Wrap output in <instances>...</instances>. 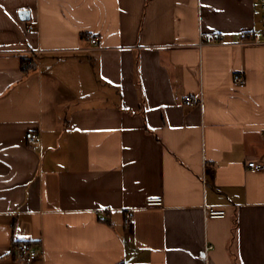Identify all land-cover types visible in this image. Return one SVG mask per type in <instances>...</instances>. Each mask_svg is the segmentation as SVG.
Returning a JSON list of instances; mask_svg holds the SVG:
<instances>
[{
	"label": "crops",
	"instance_id": "1",
	"mask_svg": "<svg viewBox=\"0 0 264 264\" xmlns=\"http://www.w3.org/2000/svg\"><path fill=\"white\" fill-rule=\"evenodd\" d=\"M260 13L0 0V264H22L20 242L40 252L27 264H264V170L246 166L264 163V44L238 43Z\"/></svg>",
	"mask_w": 264,
	"mask_h": 264
},
{
	"label": "built area",
	"instance_id": "2",
	"mask_svg": "<svg viewBox=\"0 0 264 264\" xmlns=\"http://www.w3.org/2000/svg\"><path fill=\"white\" fill-rule=\"evenodd\" d=\"M259 8H260V28L254 30L242 31L238 34V43L239 44H264V0H259ZM90 43L96 45V40L91 38ZM220 38L217 36H210L207 39V43H219ZM26 55L31 58L30 64L35 65L36 60L34 59V51L28 50L26 51ZM232 83L236 88L243 87L245 83L244 76L242 74L235 73L232 76ZM184 103L186 105L191 104L189 99L185 100ZM26 140L30 143L33 149H36L40 145V137L36 132H28L25 135ZM247 168L253 171H261L264 170V163H259L256 161H248L246 163ZM145 205L147 207L160 206L162 205V199L160 197L148 198L146 199ZM205 216L207 218H223L225 216L224 210H215L204 207ZM132 215L129 211L126 212L124 218L125 226H129L131 223ZM212 248L211 245H206L204 251L207 252ZM14 258L22 264L30 263L36 260L40 252L38 249L34 248L31 244L26 242H20L14 247Z\"/></svg>",
	"mask_w": 264,
	"mask_h": 264
},
{
	"label": "trees",
	"instance_id": "3",
	"mask_svg": "<svg viewBox=\"0 0 264 264\" xmlns=\"http://www.w3.org/2000/svg\"><path fill=\"white\" fill-rule=\"evenodd\" d=\"M30 61H31V58H29V57L23 56L21 58V68H22V71H27L28 66L30 65Z\"/></svg>",
	"mask_w": 264,
	"mask_h": 264
},
{
	"label": "water",
	"instance_id": "4",
	"mask_svg": "<svg viewBox=\"0 0 264 264\" xmlns=\"http://www.w3.org/2000/svg\"><path fill=\"white\" fill-rule=\"evenodd\" d=\"M19 16H20V19H21V20H28V18H29V13H28V11H21V12L19 13Z\"/></svg>",
	"mask_w": 264,
	"mask_h": 264
}]
</instances>
